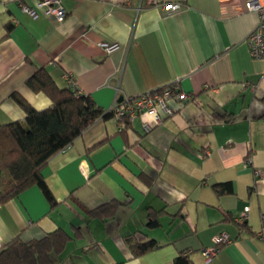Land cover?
<instances>
[{"label": "crops", "instance_id": "1", "mask_svg": "<svg viewBox=\"0 0 264 264\" xmlns=\"http://www.w3.org/2000/svg\"><path fill=\"white\" fill-rule=\"evenodd\" d=\"M38 1L0 0V126L25 118L12 93L51 105L25 85L41 68L104 110L169 85L187 98L172 89L173 114L157 125L148 114L122 132L96 121L42 171L54 207L36 186L0 202V247L61 230L70 239L55 264H174L185 252L206 264L203 251L225 233L208 264H264V61L249 54L257 16L246 0H155L180 3L174 13L152 0H58L62 21L19 6ZM225 183L233 193L215 194ZM131 235L157 247L135 257Z\"/></svg>", "mask_w": 264, "mask_h": 264}, {"label": "trees", "instance_id": "2", "mask_svg": "<svg viewBox=\"0 0 264 264\" xmlns=\"http://www.w3.org/2000/svg\"><path fill=\"white\" fill-rule=\"evenodd\" d=\"M8 33L9 29L7 35ZM25 85L35 93L44 94L51 105L47 109L36 110L19 94L10 95L23 111L25 118L23 122L0 126V187L4 176L8 187L0 195V202L36 186L51 207H54L56 203L42 177L48 161L67 148L96 121L114 119L115 114L112 108L101 109L89 96L75 89H59L45 68L37 69L26 80ZM173 88L174 85H169L151 94H161L164 90ZM117 123L121 127L119 132L130 126L126 118ZM212 190L218 196L233 193L229 183L215 184ZM155 217H150L148 227L154 228L158 225ZM69 239L61 230H55L41 240L30 242H24L20 236H16L0 247V264H55L57 256ZM125 242L135 257L157 247L155 241L137 235L128 236ZM173 263L191 264L186 252L179 254Z\"/></svg>", "mask_w": 264, "mask_h": 264}, {"label": "built area", "instance_id": "3", "mask_svg": "<svg viewBox=\"0 0 264 264\" xmlns=\"http://www.w3.org/2000/svg\"><path fill=\"white\" fill-rule=\"evenodd\" d=\"M151 4L159 6L166 13H174L181 9L180 3L159 4L155 0H152ZM19 6L23 13L32 19H36L38 16L42 15L54 16L59 21H62L66 17V12L58 0H39L33 7L23 4H20ZM245 8L247 11L253 12L257 16L256 26L247 39L249 54L253 59L264 61V0H246ZM101 46L106 53L117 48V45L103 44ZM71 88L75 89L73 84H71ZM177 89V85H174L173 90L178 91ZM171 92V90H164L161 94H151L150 92L131 101L130 99H125L116 102L112 107L115 114L114 119L118 122L126 118L129 124H131L138 116L148 114L152 117L154 124L157 125L161 122L162 117L173 114L172 109L168 105V102L172 99ZM174 98L176 100H185L187 96L182 92H176ZM143 127L146 133L152 129V125L147 122L143 123ZM119 130H121V127H119ZM237 222L241 224L243 220L240 219ZM256 237L264 242V213L261 215V230ZM228 242L229 238L225 233L213 239L212 246L203 251L205 263H210L212 258L219 252L220 246Z\"/></svg>", "mask_w": 264, "mask_h": 264}, {"label": "rangeland", "instance_id": "4", "mask_svg": "<svg viewBox=\"0 0 264 264\" xmlns=\"http://www.w3.org/2000/svg\"><path fill=\"white\" fill-rule=\"evenodd\" d=\"M1 187H2L3 189H7V188H8V187H7V180H6V177H5V176L3 177Z\"/></svg>", "mask_w": 264, "mask_h": 264}]
</instances>
